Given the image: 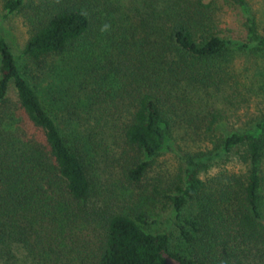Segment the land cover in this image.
I'll return each mask as SVG.
<instances>
[{"label":"trees","instance_id":"obj_1","mask_svg":"<svg viewBox=\"0 0 264 264\" xmlns=\"http://www.w3.org/2000/svg\"><path fill=\"white\" fill-rule=\"evenodd\" d=\"M222 1L239 14L241 36L218 28L214 0H0L30 33L18 56L0 33V264H264V119L218 139L221 116L209 114L214 155L234 152L243 171L202 180V158L182 156L179 182L163 197L176 218L186 205L192 210L178 251L166 233L141 227L144 214L85 205L94 135L113 130L153 158L170 149L164 105L216 88L237 54L264 58L248 2ZM47 57L64 63L53 75L66 88L54 95L39 92L18 64ZM80 115L93 124L83 127ZM147 165L135 163L126 177L138 182ZM81 223L94 225L89 243L70 239Z\"/></svg>","mask_w":264,"mask_h":264},{"label":"rangeland","instance_id":"obj_2","mask_svg":"<svg viewBox=\"0 0 264 264\" xmlns=\"http://www.w3.org/2000/svg\"><path fill=\"white\" fill-rule=\"evenodd\" d=\"M207 2L208 0H204ZM253 9L259 22V32L264 35V0H246ZM215 17L218 28L223 34L241 36L243 29L241 19L236 10L224 4L222 0H214ZM0 33L5 37L14 56H18L29 37V25L21 13H5L0 4ZM18 64L25 71L31 85L41 92L48 89L54 95L58 89H64L60 80L53 75V68L62 66L60 60L47 57L37 63L20 59ZM122 73V70H119ZM47 94V90L45 91ZM72 93V91H71ZM74 94V92L72 93ZM75 93V96H81ZM8 100L12 106L16 104L12 85L8 88ZM173 106L166 104L164 109L170 124L169 147L153 158L144 156L133 146L128 145L116 133L102 131L94 135L93 156L86 157V173L91 185V193L86 200L89 208L93 203H108L112 209L129 216L144 214L146 224L141 225L148 232H163L170 238L171 250L178 251L183 245L180 241L179 227L183 226V218L191 214V208L185 206L176 218L171 206L165 198L173 194V188L179 182L184 169L182 156L196 155L202 158L197 165V175L202 180L220 172L239 174L243 165L234 152L214 155L212 141L204 132V125L210 113L221 116L215 124L213 136L220 139L225 134L240 130L256 121L264 119V58L250 54H237L231 61L228 75L219 85L199 89L186 95ZM15 116L17 112L14 108ZM83 127L90 124L92 117L79 116ZM147 161L145 172L138 182L126 177V171L139 161ZM155 186L157 194L152 192ZM93 225V224H92ZM86 223L74 226L69 232L70 239L88 243L92 241L91 226ZM94 226V225H93ZM169 264H178L168 258Z\"/></svg>","mask_w":264,"mask_h":264}]
</instances>
